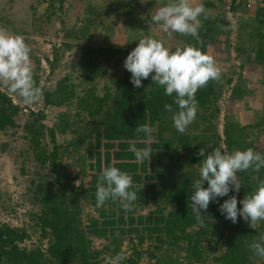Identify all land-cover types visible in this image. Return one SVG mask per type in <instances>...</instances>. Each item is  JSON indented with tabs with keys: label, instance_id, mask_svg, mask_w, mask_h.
I'll list each match as a JSON object with an SVG mask.
<instances>
[{
	"label": "trees",
	"instance_id": "trees-1",
	"mask_svg": "<svg viewBox=\"0 0 264 264\" xmlns=\"http://www.w3.org/2000/svg\"><path fill=\"white\" fill-rule=\"evenodd\" d=\"M63 1H46L43 12L32 17V32L40 33L43 25L46 27L57 20L63 38L88 40L77 42L83 52V60L88 63L81 65L77 83L81 90L76 91L73 81L66 75L55 81L53 87L40 86L43 106L36 111L29 109L28 119L22 127L38 165L46 164L50 172L46 183L43 180L35 185L41 194L42 206L34 223L40 238L46 240V246H25L24 242L30 238L26 228L0 221V264H102V255L108 260L116 254H123L121 244L124 239L127 240L129 252L123 255L122 264H140L143 258L147 260L146 264H264V259L256 256L250 248L254 240L264 236V221L251 228L242 217L238 216L234 224L219 211L220 204L233 196V192L238 201L237 207L242 206L239 201L252 194L259 180L264 179V168L259 172L249 169L238 173L242 185L240 191L230 190L227 196L210 202L206 212L201 210V214L206 216L203 225L195 219L189 207L193 193L191 184L199 179V163L203 159L197 155L199 149H206L205 156L214 148L231 153L251 147L264 154L253 138H247L252 126L240 125L225 116L221 132H217L213 122L219 111L216 81H210L197 91V117L184 134L174 128L172 114L164 110V105L172 104L174 97L164 95L162 87L152 84L151 75L142 80V87L136 88L131 83V73L125 69L121 76L104 79L102 86L92 92L95 89L92 81L95 63L90 66L89 63L101 61L97 68L101 69L99 73L102 75L109 64L113 63L114 66L115 60L125 61L132 50L126 52L124 57H117L113 56L117 49H109V44L104 41V45L94 47L95 39L88 32V27L91 26L94 32L97 30L100 12H93L94 16L84 15L82 25L77 28L76 24L66 26L62 17ZM143 2L144 7L140 5L138 10L148 11L154 2L156 4V0ZM241 2L237 4L231 0V13H236L237 9L244 12L249 6L252 13L235 16L236 40L244 47L243 52L250 47L252 58L244 60L257 62L264 68V7L256 1H248V4L240 7ZM201 4L204 7L212 6L208 2ZM156 5L164 6L161 0ZM154 13L148 12L145 20L151 26L158 27V39L176 37L178 33L169 37L160 26L151 22ZM139 14L136 21L143 24L144 19H140ZM200 19L203 27L199 35L203 45L191 36L185 37L189 39V45L204 52L207 42H214L220 34L226 35L228 27L232 26L228 24L227 30H221L219 26L227 25L224 16L210 12L208 19ZM130 27L131 30L136 29L134 24H130ZM135 33L139 36L135 40H139L142 34L138 31ZM138 42L130 45L136 47ZM60 44L64 48L70 47L65 40ZM169 45L166 47L170 49ZM60 55L53 44L50 49L52 59L44 57L49 71L55 68ZM33 62L38 68L39 59L33 56ZM33 78L38 85V76L34 72ZM114 82L111 88L109 84ZM61 105L64 108L59 109ZM173 107L176 108L174 104ZM17 110L18 107L10 103L6 92L0 89V130L15 126ZM144 124L154 129L151 139L135 132L136 126ZM67 132L71 137L58 143L56 133ZM44 135L49 137L48 142L43 139ZM131 144L137 148L151 144L153 152L150 161L138 163L129 151ZM70 149H75L79 155L75 163L79 175L71 176L67 164H61L65 150ZM106 166H115L129 173L133 177L131 190L140 189L131 211H124L119 200H108L103 207H96V184ZM81 176H88L90 183L85 184L79 179ZM76 179L79 180L75 183ZM203 186L206 188L207 182ZM81 200L94 207L96 216L87 215L82 221L79 214ZM144 203H152L154 208L148 212H138L137 208ZM99 239L105 241L102 247H92V242ZM145 240L150 241V245L143 250L141 245Z\"/></svg>",
	"mask_w": 264,
	"mask_h": 264
},
{
	"label": "rangeland",
	"instance_id": "rangeland-1",
	"mask_svg": "<svg viewBox=\"0 0 264 264\" xmlns=\"http://www.w3.org/2000/svg\"><path fill=\"white\" fill-rule=\"evenodd\" d=\"M48 0H0V28L7 29L11 34L22 35L25 42L31 47V61L34 74L38 76V86L50 88L53 87L55 81L63 76H68L74 83L76 91L80 92L78 86L79 73L82 66L88 63L83 60V52L77 42H88L84 38H63L62 31L59 29L60 24L57 20L54 23L48 24L46 27L43 25L41 32L34 33L33 19L40 15ZM144 0H64L63 1V14L64 24L66 26H74L76 28L82 25L85 16L93 15V12L99 11L100 16L97 17L99 22L97 30L93 31L91 26L88 27V32L93 34V46L104 45L102 41L109 44V49L117 51L113 56L124 57L126 52L133 50L130 44L138 42V33L145 35H152L158 39V27L151 26L149 21H146L148 12H155L158 8L159 0H156L150 6L148 11L142 9L138 10L139 6L144 7ZM240 7L248 1H255L264 7V0H235ZM172 0H161V4L166 6ZM208 2L211 7H205L212 14L224 16L227 22L226 28L229 31L226 35H218L214 42L209 41L205 45L204 53L212 56L216 65L221 68V80L216 81L218 87L217 105L218 114L213 120L218 133L221 132L222 123L227 116L229 120L236 121L240 125L250 124L252 129L248 130L247 138L255 140V144L259 150H264V115L261 109L264 100V68L257 64V62H246L244 59L251 57L250 47L243 52V46L236 40V25L235 16L241 14L242 16L252 13V7L247 5L244 12L241 10L232 14L230 11L231 0H191L193 5ZM57 4L56 2H54ZM248 4V3H247ZM150 10V11H149ZM91 13H89V12ZM142 21L137 22L138 13ZM85 15V16H84ZM92 16V17H93ZM130 24L136 26L135 30H131ZM229 24V25H228ZM65 26V27H66ZM145 26H150L147 29ZM146 28V29H145ZM134 29V28H133ZM134 31V32H133ZM141 35V36H142ZM140 36V39L142 38ZM84 39V40H83ZM165 46L169 45L171 51H175L177 47H184L189 45L185 36L173 37L171 39L161 38ZM65 40L70 44L69 48H64L60 43ZM159 40V39H158ZM170 40V41H169ZM55 45L60 52V57L56 61V66L51 71L45 62L44 57L50 58V49ZM237 47L239 49H237ZM33 56L39 59L38 68L35 67ZM52 59V58H50ZM94 66L95 77L92 80L95 86L94 92L97 87L102 86L104 79L109 76L119 75L125 71L124 61L118 60L115 65L113 63L105 70L102 75L99 73V65L101 61L93 60L89 63ZM117 63V64H116ZM105 66V64H104ZM100 67V66H99ZM102 68V66H101ZM115 85L110 83L112 88ZM238 88L237 91L234 88ZM0 89L6 92L8 99L12 105L18 107L14 115L15 126L7 127L0 130V221L9 223L11 225L23 226L30 234V238L24 242V245L29 247L38 244L42 248L46 246V240L40 238L37 225L36 214H39L42 201L40 200V192L35 188V185L41 181L48 180L49 171L46 164L39 166L33 150L28 143L27 135L23 131V124L28 119V110L36 111L42 108V97L38 103L32 105H25L22 99L16 94H10L7 88L0 86ZM80 89V90H79ZM248 94H246L247 92ZM91 92V93H92ZM64 105H61L59 109ZM48 109V108H47ZM50 114V113H49ZM71 137L67 132L65 134L56 133V141H66ZM45 141H49L47 135L43 136ZM83 149L84 147L81 146ZM65 157L62 159L61 164L66 163L68 172L71 176L77 175L79 172L78 166L75 165L76 158L79 157L75 149L65 150ZM79 175V174H78ZM85 184L90 183L88 176L79 177ZM76 179L75 183L78 182ZM45 187L47 185L45 184ZM232 195H235L234 192ZM80 217L85 221L87 215L96 216V211L91 204L81 200ZM152 203H144L138 207V212H148L153 209ZM239 208H242L240 206ZM245 221V220H244ZM250 224V221H245ZM105 241L94 240L92 247L101 248ZM150 241L145 240L141 247L148 249ZM127 240L124 239L121 244L123 254H127L128 250ZM101 257V256H100ZM102 264H108L106 256H103ZM105 258V259H104ZM257 261V260H256ZM147 260L143 258L140 264H146ZM55 264V263H52ZM75 264V263H74ZM256 264H259L256 262Z\"/></svg>",
	"mask_w": 264,
	"mask_h": 264
},
{
	"label": "clouds",
	"instance_id": "clouds-1",
	"mask_svg": "<svg viewBox=\"0 0 264 264\" xmlns=\"http://www.w3.org/2000/svg\"><path fill=\"white\" fill-rule=\"evenodd\" d=\"M201 17L205 20L209 18V10L202 4L193 5L191 0H172L156 9L151 22L160 26L169 37L173 33L191 36L203 45L199 35L203 27ZM219 27L227 30L225 26ZM31 51L22 35L0 28V86L7 88L10 94L18 95L25 105L38 103L43 95L42 88L33 78ZM124 67L131 73V83L136 88L142 87V80L151 75L152 84L162 87L164 95L174 97L172 104L164 105V110L172 114L173 126L180 134H184L196 120L199 108L195 99L197 91L210 81H220L222 74L214 58L200 48L187 45L171 51L151 35L139 39L138 45L127 55ZM135 132L151 139L154 129L144 124L136 126ZM129 151L141 164L145 160L150 161L153 152L151 144L144 148L131 144ZM205 151L202 147L197 153L203 159L199 163V179L191 184L193 193L189 203L192 215L201 225L206 217L201 210L206 212L210 202L227 196L230 190L240 191L242 185L238 173L249 169L259 172L264 168V154L251 147L231 153L214 148L206 156ZM205 182L208 184L206 188L203 186ZM132 188L133 177L129 173L115 166L103 167L96 184V207H103L108 200H119L124 211H131L138 199L137 191H140ZM239 203L242 208L237 207L238 201L233 195L220 204L219 211L234 224L238 216L250 221L251 228L264 221V179L259 180L256 190ZM250 248L256 256L264 259V236L254 240ZM123 259V255L116 254L109 257L108 264H122Z\"/></svg>",
	"mask_w": 264,
	"mask_h": 264
}]
</instances>
